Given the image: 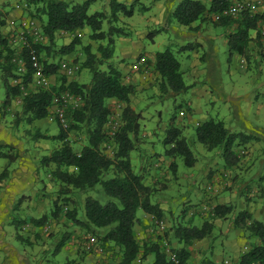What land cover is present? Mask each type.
Instances as JSON below:
<instances>
[{
    "label": "rangeland",
    "instance_id": "obj_1",
    "mask_svg": "<svg viewBox=\"0 0 264 264\" xmlns=\"http://www.w3.org/2000/svg\"><path fill=\"white\" fill-rule=\"evenodd\" d=\"M69 1L81 2L82 0ZM91 1L93 2L88 7V13L105 10L108 14V18L102 22L105 31L110 26L120 29L119 32H112L111 34L114 47L113 57L110 58L111 62L114 58L117 64L121 62L128 64V62L136 59L139 54L150 52L155 54L157 51L171 47L177 48L181 45L192 46L184 49L189 54V57L182 55L177 57L184 71V82L189 85L186 91L173 97H164L156 86L158 93L154 98L152 96L156 93L153 92L152 88H148L150 90L144 94L138 93L141 96H136L135 98L138 102H136L137 111L142 113L136 144L149 143L148 146H143L141 149L144 159L142 169H144L145 174L147 171L149 176L145 183L157 191L155 194L154 192L151 193V195L153 194V197H150L151 202L163 203L164 206L163 215L159 218L163 220L164 228L160 229L158 227L156 221L159 219L149 215H142L140 224L135 227L137 241L140 244L144 242L151 243L158 240V236H161L167 240L168 248H171L181 245L176 243V239L173 236V231L177 225L189 224L198 227L203 222H210L212 225L211 232L204 238L207 240V246H209L207 250L214 246L219 254L228 253V261H232L231 263L228 262V264H233V259H231L232 250L227 239L232 235V227L230 225L238 212L242 211L243 207L251 205L254 207L255 212H259L257 218L264 220V178H262L264 173V46L257 53L250 55L247 67H244L241 66V63H243L241 62V57L243 56L238 53L229 55L227 45L222 42L223 32L228 29L226 26L221 24L213 25L211 19H208L201 23V28L203 29L198 32L195 31L194 35L191 34L192 31L190 30H185L187 35L175 31L173 26L177 25V21L172 13L166 14L169 7L167 2L169 1L171 6L175 0H141L140 2L134 0L133 4L127 3L125 5L126 8H132V14L126 15L120 10L117 13L116 20H109L112 18L110 9L112 0ZM201 1L209 7L210 0ZM253 1L255 10L258 2L256 0ZM16 3L22 4V0H14L13 5ZM142 5L150 10H142ZM160 5H163L166 9L165 14L163 10L158 12ZM153 13H156V17L153 16ZM199 22L201 21L197 20L195 24ZM90 32L91 30L88 27L77 30L75 35L78 41L74 44L73 50L65 54L61 53L59 49L63 45L70 43L74 38V34L62 31L56 32L55 44L51 45L48 60L58 64L62 60H72L80 64V68L72 75H66L58 68L56 72L49 74L50 84L59 86L62 80L65 83L71 80L86 83L90 79L89 70L82 65L85 55L83 47L89 44L91 50L95 51L99 43L104 44L106 42V39H90ZM196 42H199L202 46L198 47ZM122 47H125L127 51L121 52ZM122 55L125 56L121 57ZM210 55L212 56L211 60L208 59ZM193 60H196L195 66L192 65ZM196 69L200 71L197 77ZM151 70V66H148L145 73L147 77L153 78ZM240 75H242L243 81H240ZM148 79L145 78L147 81ZM145 82L139 81L137 83L142 88V84ZM35 88L37 87L30 82L27 90ZM232 94L235 95L233 96L235 99L234 104L237 106L235 110L231 106L232 100L230 98H232ZM3 95L4 90L0 84V98H3ZM228 97L230 98L225 99ZM193 98H196V107L194 105L191 107ZM247 100L250 101L251 106L247 112H243L241 104ZM224 101L230 104L231 108L229 111L227 107L221 105ZM109 104L113 113L111 116L117 118L119 124L118 117L122 103L111 99ZM20 105L21 97L11 101L9 109L6 110L7 115L4 122H17L19 124V137L22 135L24 138H29V141L25 144L27 146L25 151L35 152L34 156L38 159L34 163L37 167L35 187H37L38 197H45L40 202L43 204L41 210L44 211L42 214L46 212L51 217L50 213L53 208L55 192L63 187L59 180L50 174L54 169V164H43L41 157L60 147L62 140L56 137L47 138L39 135H57L59 133V125L56 121H47L45 118L26 121L25 118L28 114L21 113ZM199 108L200 111H198ZM219 109L222 110L221 114ZM50 112L51 109L49 108ZM200 112H203V116L206 115L205 120L201 118ZM253 112H256L258 117H254ZM173 116L176 125H183L181 127L182 135L186 138L194 156V163L191 166L185 164L181 155L169 156L165 153L169 145L164 144L162 140ZM218 118L224 121L225 126L231 132L244 135L242 139L240 136L233 142L232 149L236 152L238 159L233 164L226 165L224 163L222 146L208 150L195 137V127L199 123L208 119L216 120ZM257 118L259 119L257 120ZM161 125H164V127L162 128ZM249 125L255 126L257 130L252 131ZM106 129L110 130L108 122ZM256 131H258V134H254ZM35 132L38 134L35 135ZM65 140L74 151H78L86 143L84 127L68 130ZM113 149L112 145H109V147L107 146L104 149V152L112 155ZM130 152L135 153L136 150L132 149ZM172 163H175L174 169H172ZM6 164V160L0 158V170ZM146 166H151L153 174H150V171L148 172L150 168L146 169ZM207 185H211V190L206 188ZM64 188L66 193L57 196V200L61 202V198L68 195L73 201H69L66 204L67 206H63L62 210L59 211L56 223L51 220L47 222L45 233L52 234L53 226L55 228L61 227V233L65 235L68 232L70 234L67 244L78 254H93V256L99 257L96 264H116L120 254L116 248L111 247V243L105 244L102 242L103 249L100 253L83 251L82 240L87 232L91 231L73 224L65 215V208L76 209L74 208V205L76 206L74 199H79L80 203L86 195H93V191L78 192L69 186H64ZM219 204L230 207L223 217H217L214 214V208ZM203 205L208 207V211L200 210ZM140 213H142V210L138 209L137 214ZM33 216L40 215L36 213ZM105 230L106 228L97 229L98 232ZM91 234L93 233L91 232ZM93 236L97 242H101L99 236L96 234H93ZM60 237L61 234L57 232L56 235H53V238H47V243L49 245L50 243H56ZM210 243L213 244L211 245ZM192 244V256L185 264H195L201 258V246L198 245V240H193L189 245ZM22 246L25 248L29 247L27 244ZM195 249H197V252H195ZM240 250H244L243 244L240 245ZM57 258L61 261L66 260L62 253ZM151 259L152 257H149L148 254L146 258H141L140 261L135 259L131 264H151Z\"/></svg>",
    "mask_w": 264,
    "mask_h": 264
},
{
    "label": "trees",
    "instance_id": "obj_2",
    "mask_svg": "<svg viewBox=\"0 0 264 264\" xmlns=\"http://www.w3.org/2000/svg\"><path fill=\"white\" fill-rule=\"evenodd\" d=\"M231 1L210 0V5L207 7L201 0H180L173 10V17L179 24L189 27L194 21L208 19H211L213 25L221 24L229 27L225 35L229 55L238 53L248 58L250 30L257 26L258 20L264 21V9L260 13L245 10L238 15H221L215 19L214 14L220 12ZM22 3L25 4L23 12L38 21L40 30L45 36V41L36 42L34 46L46 75L56 72L59 68L58 63L48 60L51 45L55 44L57 31L74 34L72 41L59 49L63 54L73 50L74 44L78 41L75 33L84 27L91 30L90 39H106L104 44L97 45L95 51L91 50L89 44L83 47L85 55L82 65L90 72V79L86 83L76 80L65 83L62 80L59 86L50 84L46 88L37 87L27 90L32 78V70L26 56L27 50L24 47L19 49L17 45L11 43L9 34L2 31L11 4L8 2L0 6V84L4 90L1 106L9 109L11 101L21 97L20 111L28 114L26 121H31L48 116L54 94L68 91L79 97L78 104L66 107V120H68L66 128L56 121L59 125L57 135H39L62 140L60 147L41 157L43 164H54L50 174L58 179L63 187L55 192L51 214L57 217L63 206L66 207V204L72 200L68 195L63 196L61 202L57 200V196L66 193L64 186L72 187L78 192L93 191V195H86L80 203L79 199H74L76 203L74 208L78 213L76 209L65 208V215L73 224L99 236L101 245L111 243V247L116 248L120 254L116 264H131L135 259L140 261L141 258H146L150 253L153 254L151 264H185L190 254L186 246L193 240L208 236L212 228L210 222H203L198 227L189 224L175 227L173 236L177 243L181 244L169 248L175 253V258H170L166 253L164 242L167 240L161 236H158L156 241L142 244L135 237L138 209L151 214L155 219L161 218L163 210L151 202L153 189L143 183V175L133 170L130 161V151L134 149L138 138L141 113L130 105L131 95L136 90L135 84L124 81L121 71L110 62L114 51L111 34L119 32L120 29L110 26L105 31L102 22L108 18V14L105 10L88 13L89 0L81 2L22 0ZM110 7L112 18L109 20H116L120 10L126 15L132 14V8H126L117 0H112ZM190 47L192 46L183 45L176 50ZM17 54L24 57L26 72H18ZM151 68L156 74L155 83L162 96L173 97L187 90L188 85L184 82L180 63L171 48L157 51ZM14 78L19 79L18 83H13ZM21 86L25 89V94L22 93ZM111 99L122 103L118 117L119 125L113 134L106 129L108 117L113 114L109 104ZM81 127L85 129L86 143L78 151H74L65 140L66 132ZM240 136L241 139L244 137L241 133L231 132L219 118L208 119L195 127L196 140L206 149L212 150L222 146L226 165L238 160L232 145ZM108 141L110 142L107 143ZM162 142L169 145L165 150L166 155H181L186 165H193L194 156L191 148L182 135L181 127L174 123V116L170 119ZM109 145L114 148L112 155L104 152ZM15 149L16 147L11 143L0 142V158H4L9 164L17 156ZM171 166L174 169L175 163ZM229 209V206L219 204L214 208V214L223 217ZM234 226L242 228L247 239V246L240 252L237 264H264V220L254 218L250 212L242 210L234 218ZM98 228H106V230L98 232ZM91 232L87 233L91 234ZM195 264L219 263L210 256L203 255Z\"/></svg>",
    "mask_w": 264,
    "mask_h": 264
},
{
    "label": "crops",
    "instance_id": "obj_3",
    "mask_svg": "<svg viewBox=\"0 0 264 264\" xmlns=\"http://www.w3.org/2000/svg\"><path fill=\"white\" fill-rule=\"evenodd\" d=\"M13 1L14 0H0V6L8 2L11 4L7 13L6 24L2 26V31L6 34H10L12 30L16 29L19 20L22 17L27 16V14L23 12L24 8L21 6L16 7L15 4L13 5ZM89 1L90 3L93 2L91 0ZM117 1H120L124 3V5H126L127 3L133 4L134 0H117ZM140 1L141 0H138V2ZM175 1H173L174 2L173 5H175V3L177 5V3L180 0H177L176 2ZM256 2H258V6L253 12L260 13L264 9V0H256ZM169 3L170 2L168 1L167 6L169 7L167 9L166 14L168 13L173 14V10L176 7V5L174 8H172L173 5L170 6ZM146 8H147L146 6L142 5L141 9L144 11L150 10ZM158 8H159L158 12L159 11L161 12L163 10V13L165 14L166 9L164 8L163 5H160ZM153 16L156 17V13H153ZM202 22L203 21L199 22L198 24H195L194 21L191 23L190 27L187 25L179 24L177 22V25L179 27L177 25L173 27L175 31H177L180 34L187 35L185 30H190L192 31L191 34L194 35L195 31L198 32L199 30L203 29L201 28ZM227 28L228 29L226 30V32L229 31V27ZM226 32H223V39H222V42H224L225 45H226V36H225ZM250 37L251 38L248 42L249 57L250 55L257 53L258 50L262 48V46H264V21H260V20L257 21V26L254 29L250 30ZM196 43L198 47L202 46L199 42ZM128 46L130 47V45ZM176 49H179V47L177 48L171 47V50L174 51L176 58L178 57V55L189 57L187 51L176 50ZM125 51H127L125 47H122L121 52L124 53ZM123 56L125 55H122L121 57ZM211 57H212L211 55L208 56V59L211 60ZM248 58L241 57V62H243L241 63V66L247 67L249 61ZM153 61H154V54L151 52L146 54H139L136 57V59L132 60L131 62H128V64H124L123 62L117 64V62H115L113 58L112 63L121 71V74L124 77V81H128L135 84L136 90L131 95V99H130V105L135 110H137V106H136L137 101L135 100L136 96L140 97L141 96L140 94H144L145 92L150 90L148 88H152V90H154L153 92L156 93L152 96L153 98L157 96L158 92L155 84V75H156L155 72L154 71L152 72L154 76L153 78L147 77V74L145 73L148 66H152ZM178 61L180 63V69L182 70L181 62L180 60ZM192 65L193 66L196 65V60L195 61L193 60ZM143 66H146L147 68L143 69ZM199 74L200 71L196 69V77ZM145 78L147 79L149 78L148 81L145 80ZM139 81L142 83L145 81L148 82L142 84L143 86L142 88L144 89L139 87L137 83ZM240 81H243L242 75H240ZM233 96L235 95L232 94V98L228 97L225 99L230 98L232 100L231 106L233 110H235L237 106L234 104L235 99ZM3 98H0V102H1L0 104H2ZM195 99L196 98H193L191 100L192 103L191 107L192 105L194 106L196 105ZM244 102L241 104V108L243 112H247L249 107L251 106V103L248 100ZM221 105L223 107H227L228 111L231 108L230 104L226 101L221 103ZM0 110H1L0 111V142L11 143L16 147L15 151H17L16 158L9 164L7 163L0 170V264H96V261L99 257L93 256V254L80 255L78 254V252L72 249L69 244H67V240L69 239L70 234L68 232L65 235L61 233L62 230L61 227L55 228L53 226L52 234L45 233V229L47 228V222L51 220L53 221V223H56L57 217L53 216L51 214L52 212L50 213L52 215L51 217L50 215L48 216L46 212L42 214L44 210H41L43 204L40 202L45 197L39 198L37 187H35V182H36L35 173L37 172L36 170L37 167L36 165H34V163L38 161V159H36V157L34 156L36 153L25 151V147H27L25 146V144L26 142L29 141V138L28 137L24 138L22 137V135H20L19 137V133H18L19 124H16V122L13 123L4 122V119L7 115L6 110H8V108L6 109L1 106ZM198 111H200V108L198 109ZM202 113L203 112H200L201 118H204L205 120L206 115L203 116ZM219 113L220 114L222 113L221 109H219ZM253 113H254V117L255 116L258 117L256 115L257 114L256 112ZM47 117L45 119H47L48 121ZM258 119L259 118H257V120ZM178 125L179 127L183 126L182 124H178ZM249 126L250 128H252V131L257 130L255 126L253 125H249ZM163 127L164 125L162 126V128ZM34 134L36 135L37 133L35 132ZM254 134H258V131H256ZM150 138H151V134H150ZM148 145L149 143L148 144L140 143L139 145L135 144L134 149L136 150V152L135 153L130 152V161L132 164V168H135L138 173H141L143 175V183H145V180L149 176L147 175V171L145 174L144 169H142L143 166L142 162L144 159L142 156L141 149L143 146L146 147ZM153 158L155 159V157ZM147 168L148 169L150 168L148 172L150 171V174H153L151 166H146V169ZM135 169L134 171H136ZM153 192L155 194L157 191L152 190V193ZM151 196L153 197V194ZM152 203L155 204L156 201ZM158 206L163 210L164 208L163 203H159ZM243 210H247L248 212H250L254 218H257L259 216V212L258 213L255 212L254 207H252L251 205H247L243 207ZM36 213L37 215L40 216H33V214ZM136 215H137V222L135 224L136 226L140 224V217L142 215L151 216V214H148L143 211L140 214H137L136 212ZM38 219H40L41 221H39ZM230 226L232 227L231 230L232 235L227 239V242L231 246V250H232L231 259H233V264H237L238 257L241 252L240 245L243 244L245 248L247 246V239L245 238L244 231L242 230V228L234 226V220ZM57 232L58 234L59 233L61 234V237L57 240L56 243H50L49 245V243H47V238L49 237L53 238V235L54 234L56 235ZM204 238L198 240V245L201 246L200 257H202L203 255H208L219 264H228V262L230 263L232 262V261H228L229 260L228 253L224 252L223 254H219L214 246L211 247L209 250H207L209 246H207L208 245L206 242L207 240ZM23 244H27L29 247L25 248L24 246H22ZM51 246H53V248H51ZM191 246H193V244L186 246L190 252L188 259L191 258L193 253V249H192L193 247ZM195 252H197V249H195ZM61 253L65 256L66 260L61 261L57 258V256L60 255ZM149 257H152L151 261H153L152 253L149 254Z\"/></svg>",
    "mask_w": 264,
    "mask_h": 264
},
{
    "label": "built area",
    "instance_id": "obj_4",
    "mask_svg": "<svg viewBox=\"0 0 264 264\" xmlns=\"http://www.w3.org/2000/svg\"><path fill=\"white\" fill-rule=\"evenodd\" d=\"M254 1L253 0H232L229 4H227L220 12L214 14V18L218 19L221 15H238L240 12L249 10L250 12L254 11ZM16 7H24L25 4H15ZM9 38L11 43L17 45L19 49L23 47L27 50V59L30 64V68L32 70V78L31 83L35 87L46 88L50 84L49 75H46L43 71L42 65L38 60L37 51L35 49V43H39L45 40V36L42 34L39 23L35 18L31 16H24L19 20L17 28L12 30L9 34ZM17 70L20 73L26 72V61L23 56L17 54L16 57ZM146 69V66H144ZM80 68V64L72 61V60H62L59 62V70L66 75H72L77 72ZM19 79L14 78L13 83H18ZM22 88V86H21ZM25 89L22 88V93L25 94ZM79 102V97L73 95L68 91H62L59 94H54L51 99L50 109L51 112L48 114V121H57L63 128H66L68 125V120L66 117V107L68 105L75 106ZM114 116H110L108 125H109V133L113 134V132L118 128V120L117 118H113ZM208 190H211V185H207ZM201 211H208V207L203 205L200 209ZM157 225L160 229L164 228V222L162 219L156 221ZM166 244V253L170 256V258H175V253L170 251L167 248ZM82 246L87 252H102V245L97 242L94 238L93 234L87 233L82 240ZM139 261V259H137Z\"/></svg>",
    "mask_w": 264,
    "mask_h": 264
}]
</instances>
